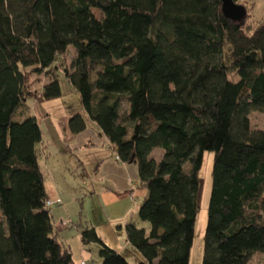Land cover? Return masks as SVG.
<instances>
[{
  "label": "trees",
  "instance_id": "1",
  "mask_svg": "<svg viewBox=\"0 0 264 264\" xmlns=\"http://www.w3.org/2000/svg\"><path fill=\"white\" fill-rule=\"evenodd\" d=\"M239 5V0H233ZM222 0H0V264H75L57 242L38 146L26 115L28 68L53 73L42 99L62 96L56 63L119 161L137 165L147 196L126 224L138 264H189L200 172L214 154L202 264L264 256V23L227 19ZM235 76V79H231ZM128 111L122 113V101ZM88 128L82 115L72 135ZM156 149L164 154L152 157ZM102 264H129L95 228L80 231Z\"/></svg>",
  "mask_w": 264,
  "mask_h": 264
},
{
  "label": "rangeland",
  "instance_id": "2",
  "mask_svg": "<svg viewBox=\"0 0 264 264\" xmlns=\"http://www.w3.org/2000/svg\"><path fill=\"white\" fill-rule=\"evenodd\" d=\"M245 6L252 21L264 23V0H239ZM75 57V49L62 56L56 63V73L60 80L62 96L51 101L42 99L43 88L48 84L53 73H33L28 68V101L26 115L34 116L40 123L43 141L38 146L39 163L44 175L48 193L59 194L62 205L51 209L52 223L57 229V242L60 246L70 247L75 264H102L99 247L95 244L82 245L80 231L86 228H98L109 241L112 249L126 257L129 264H138L142 256L131 246H125L126 223L131 221L138 227L148 228V224L139 219L138 207L143 198L131 197L130 213L122 220L113 222L109 212L99 204V197L107 187L116 193L128 195L140 186L138 166L127 165L126 169L118 162L117 153L109 140L100 135L101 130L83 108L81 95L67 80L65 69H70ZM231 76V79H235ZM128 111L126 100L122 101V113ZM75 115H82L88 128L74 136L69 129V121ZM252 129L264 131V114L253 112L250 115ZM164 152L156 149L152 157L160 160ZM214 154L205 153L200 172V213L195 228L194 244L189 264H202L204 255V237L208 225V208L212 192V170ZM120 167V168H119ZM135 197V198H134ZM72 223V225H71ZM123 223V224H122ZM68 225L72 226L70 229ZM123 225V229H119ZM68 228V229H67ZM103 231V232H102ZM117 240V241H116ZM114 242V243H113ZM107 245V244H106ZM252 264H264V256L258 255Z\"/></svg>",
  "mask_w": 264,
  "mask_h": 264
},
{
  "label": "crops",
  "instance_id": "3",
  "mask_svg": "<svg viewBox=\"0 0 264 264\" xmlns=\"http://www.w3.org/2000/svg\"><path fill=\"white\" fill-rule=\"evenodd\" d=\"M118 158V157H117ZM120 165L122 166V168L120 169H126L125 167L128 164H123L119 161ZM46 188V192H47V196H48V200H61V198L59 197V194L54 192L53 194L48 193L47 190V186H45ZM135 195V197L137 198H143L145 199L147 196V191L145 189L139 188L137 189V191H131V193L128 195V193L125 194H120V193H116V191H114L111 187H107L106 191L104 190L101 193V196L99 197V204L103 206L104 210H106L107 212H109L110 214V218L112 219L113 222H118L119 220L122 222V220L127 216L128 213H130V205H131V200L133 199V197H131L132 195ZM134 197V198H135ZM62 202V201H61ZM62 205V204H61ZM58 206V205H57ZM60 206V205H59ZM53 208V207H52ZM50 208V209H52ZM139 210V207H138ZM54 218V217H52ZM129 222V221H128ZM127 222V223H128ZM126 223V224H127ZM123 224V223H122ZM72 225V223H71ZM72 226L68 225V228L70 229ZM67 228V229H68ZM57 229L62 230L60 228V226H55V234L57 235ZM98 235L102 238V240L105 242V244H107L109 247V242H112L113 240L115 241L116 237L115 235L112 237V240L109 241L107 237H104V234H101L98 228H95ZM119 229H123V225H119ZM103 232V231H102ZM81 237V236H80ZM127 238V237H126ZM124 238V242H125V246L127 248L130 247L129 243L127 242V239ZM117 241V240H116ZM114 243V242H113ZM83 245V244H82ZM70 248V247H69ZM112 248V247H111ZM71 249V248H70ZM72 251V250H71Z\"/></svg>",
  "mask_w": 264,
  "mask_h": 264
},
{
  "label": "water",
  "instance_id": "4",
  "mask_svg": "<svg viewBox=\"0 0 264 264\" xmlns=\"http://www.w3.org/2000/svg\"><path fill=\"white\" fill-rule=\"evenodd\" d=\"M222 11L224 16L236 23H242L247 12L244 7L237 5L233 0H222Z\"/></svg>",
  "mask_w": 264,
  "mask_h": 264
},
{
  "label": "built area",
  "instance_id": "5",
  "mask_svg": "<svg viewBox=\"0 0 264 264\" xmlns=\"http://www.w3.org/2000/svg\"><path fill=\"white\" fill-rule=\"evenodd\" d=\"M61 204H62V202L59 199H57V200H47L46 201V207L49 208V209L54 207V206H57V205L59 206ZM82 264H85V263H82Z\"/></svg>",
  "mask_w": 264,
  "mask_h": 264
}]
</instances>
